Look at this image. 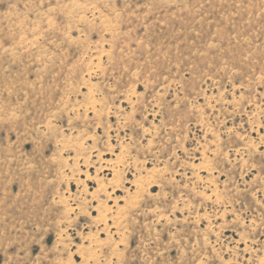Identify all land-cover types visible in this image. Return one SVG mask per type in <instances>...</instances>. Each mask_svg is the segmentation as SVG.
I'll list each match as a JSON object with an SVG mask.
<instances>
[{"label": "rangeland", "instance_id": "374dc122", "mask_svg": "<svg viewBox=\"0 0 264 264\" xmlns=\"http://www.w3.org/2000/svg\"><path fill=\"white\" fill-rule=\"evenodd\" d=\"M0 264H264V0H0Z\"/></svg>", "mask_w": 264, "mask_h": 264}]
</instances>
